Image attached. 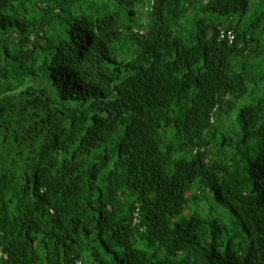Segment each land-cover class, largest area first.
Returning a JSON list of instances; mask_svg holds the SVG:
<instances>
[{"label": "trees", "instance_id": "obj_1", "mask_svg": "<svg viewBox=\"0 0 264 264\" xmlns=\"http://www.w3.org/2000/svg\"><path fill=\"white\" fill-rule=\"evenodd\" d=\"M253 3L0 0V264H264Z\"/></svg>", "mask_w": 264, "mask_h": 264}, {"label": "rangeland", "instance_id": "obj_2", "mask_svg": "<svg viewBox=\"0 0 264 264\" xmlns=\"http://www.w3.org/2000/svg\"><path fill=\"white\" fill-rule=\"evenodd\" d=\"M261 1V2H260ZM263 1V2H262ZM260 2V4H259ZM152 0H151V6H152ZM150 9V8H149ZM249 16L247 15L244 17V20L247 22V25L249 23H252L253 20L258 18V13L262 14L264 13V0H254L253 5L251 6V9L248 11ZM236 20H238V16H236ZM236 112L233 113V115L236 117ZM194 192L199 191V185L198 183L194 184ZM203 205H206L207 208H215V210L223 215L226 219L231 216L230 209L228 207H219L218 204L215 202V200L211 197L209 191H204V202ZM199 208V207H198Z\"/></svg>", "mask_w": 264, "mask_h": 264}, {"label": "built area", "instance_id": "obj_3", "mask_svg": "<svg viewBox=\"0 0 264 264\" xmlns=\"http://www.w3.org/2000/svg\"><path fill=\"white\" fill-rule=\"evenodd\" d=\"M147 1V3H149V6H148V8H150V9H152V6H151V0H146ZM232 32V31H231ZM233 33V32H232ZM221 36H222V34H221ZM222 38H223V36H222Z\"/></svg>", "mask_w": 264, "mask_h": 264}, {"label": "bare ground", "instance_id": "obj_4", "mask_svg": "<svg viewBox=\"0 0 264 264\" xmlns=\"http://www.w3.org/2000/svg\"><path fill=\"white\" fill-rule=\"evenodd\" d=\"M154 2V0H152V3ZM229 36L231 37V38H234V35L232 34V32H229Z\"/></svg>", "mask_w": 264, "mask_h": 264}]
</instances>
